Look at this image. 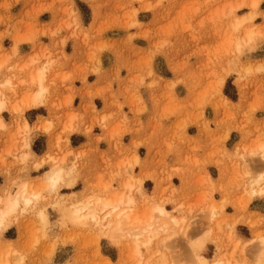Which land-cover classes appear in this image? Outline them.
Returning <instances> with one entry per match:
<instances>
[{"label": "rangeland", "instance_id": "1", "mask_svg": "<svg viewBox=\"0 0 264 264\" xmlns=\"http://www.w3.org/2000/svg\"><path fill=\"white\" fill-rule=\"evenodd\" d=\"M251 12H255L252 18L234 27ZM39 44L45 49L51 45L49 53L35 55V63L49 60L47 100L57 109L54 99L58 93L65 95L64 120L60 129L49 117L45 123L52 120L50 129L35 123L27 133L23 126L18 132L8 131L0 139L1 164L17 169L13 176L23 172L14 181L23 177L43 188V174L26 173L28 157L19 151L22 140L36 152L47 141L60 148V155L50 160L55 163L51 169L58 165L68 169L75 152L72 146L80 140L90 142L92 148L95 142L104 152L99 148L107 144L102 135L106 128L116 142L115 151L105 161L96 160L94 151L87 158L82 155L70 176L76 179L74 187L43 189L42 202L16 213L12 225L0 231V257L9 254L12 264L20 256L22 264H158L157 241L149 248L141 246L142 256H134L128 238L115 228L105 229L91 219L63 223L60 208L52 205L64 199L77 204L91 195H111L129 178L137 186L133 194L141 212L146 205L160 203L191 224L188 239L178 235L174 242L181 253L178 264L188 260L197 264L190 241H206L200 254L210 261L219 257L227 264H254L256 247L247 243L264 236V216L253 219L248 209L254 198L264 196L250 193L251 182L257 189L263 183L259 176L264 178V162L254 153L264 142V0H0V69L15 77L12 63L18 62L20 52ZM77 45L88 51L94 80L101 83L89 95L94 109L97 104L100 112L109 96L119 109L116 115L86 119L73 112L78 96L71 89L80 80L68 73V66L62 70L59 51H73ZM19 83L26 93L25 81ZM34 89L31 83V93ZM132 100L139 106L138 114H143L145 129L160 137L157 145L152 135L147 146L137 142L131 149L127 144ZM196 132L199 143L192 139ZM155 147H161V159L173 158L177 152L189 159L198 150L204 152L203 162L195 163L199 176L194 196L171 194L177 187L170 181V170L163 175L168 183L154 179L143 187L146 176L138 171L140 156L151 154L155 159ZM167 192L170 195L165 196ZM231 193L234 199L229 200L241 208L237 218L225 212L227 197L216 200ZM211 205L217 206L214 217L209 213ZM39 209L47 214L45 221ZM85 212L79 210L80 215Z\"/></svg>", "mask_w": 264, "mask_h": 264}, {"label": "bare ground", "instance_id": "2", "mask_svg": "<svg viewBox=\"0 0 264 264\" xmlns=\"http://www.w3.org/2000/svg\"><path fill=\"white\" fill-rule=\"evenodd\" d=\"M253 5H256V1ZM239 6H241V4L233 7L230 13H235V10ZM254 14L255 12L249 13L248 16L244 14L236 21L234 27L239 28L246 18H252ZM252 32L253 31H250V33ZM14 46L15 45H13V47ZM251 48L253 49V47ZM36 61V58H32L21 67L22 73L25 76L24 79L29 80L30 83H34L35 89L32 93L30 89H28L26 93L23 92L20 100L17 102L14 101V97H16L14 95L19 92L17 89L18 83H14L13 81L14 75L12 76L6 71L0 72V131H5L7 125L11 127L17 123L14 117H17V115L21 117L25 108L38 107L39 105L48 106L47 96L50 92L47 81V76L50 72L49 60L44 61L35 68L33 64H36ZM1 66L2 64H0V68ZM15 77H17V75H15ZM20 82L23 83L24 80ZM3 111H7L11 114L12 119L9 121L10 123L6 122L2 116ZM51 124L52 120H48L45 124V129H50L52 126ZM67 126L71 128V122ZM21 130L26 133L29 132L30 126L28 123L24 122V126ZM22 141V148H27V151H24L27 153H23V158L30 157L33 154L29 149L30 144L26 139ZM259 149L260 150L254 153H259L261 161L264 162V142L260 144ZM73 155V161L71 160L73 163L68 169L63 165H58L43 173V177H41L43 188L34 186L27 180H22L23 177L14 181L12 176H6L5 183L0 187V231L12 225L11 219L16 213L26 210L29 206H36L38 203L42 202L45 198L43 189L52 192L57 190L62 184H66L67 188L75 186L76 179L70 176H72V172H74L76 165H78L77 163L81 156L84 155L87 158V154L86 152L83 154L80 152H73ZM56 158L57 157L53 154L48 153V161ZM1 161L2 159L0 158V171L6 174L9 173V170L1 164ZM39 164L40 163H37V166H39ZM25 175L26 174H24V176ZM74 178H76V176ZM259 179H262L263 183L257 189L253 187L254 181L253 183L251 182V194L264 193V178L263 176H259ZM136 180L139 181L140 179L136 178ZM13 185H16V187L14 188ZM85 186L86 188L89 187L88 181ZM135 187H137L136 184L128 178L124 179L119 185V191H115L113 194L111 193V195H91L83 202L77 204L71 202L67 203L68 200L64 199L53 202L52 205L60 208L63 223H80L91 219L93 222L101 224L105 229L110 230L112 227L115 228L117 232L128 238L130 241V252L134 256H142L141 246L149 248L151 244L157 241V248L154 253H156L155 256L159 259L158 264H178L177 258L181 253H179L180 250L177 249V246H174V242L178 235L183 236L186 240L188 239L191 224L187 222L185 216L171 213L170 210L160 203L153 204L150 207L146 205V209L141 212L142 208L133 194ZM140 187L137 191L138 194L141 195L142 191ZM106 188L107 187H105L104 190H107ZM77 209L80 211L85 210L86 212L80 215ZM216 209L217 206L211 205V211L209 212L211 217L215 216ZM38 213L40 219L45 221L47 214L44 209H39ZM112 240L116 241L114 238ZM190 242L191 250L195 254L197 264H227V261L222 258L218 257L216 260L210 261L207 257L200 254L206 241ZM252 244L256 247L254 264H264V236L257 237L247 243V245ZM169 258L172 262L168 261ZM22 262L23 257L20 256L15 264H22ZM186 262L190 264L192 261L188 260ZM0 264H12L9 261V254H6L5 257H0Z\"/></svg>", "mask_w": 264, "mask_h": 264}, {"label": "crops", "instance_id": "3", "mask_svg": "<svg viewBox=\"0 0 264 264\" xmlns=\"http://www.w3.org/2000/svg\"><path fill=\"white\" fill-rule=\"evenodd\" d=\"M77 40L82 41L83 40L82 36H79ZM49 46L51 45H47L46 48L49 49L50 48ZM75 47L76 48L73 51L72 50L71 51H64V50L59 51V53L62 54V56L60 57V61L64 65V68L62 70H66L68 66V73L73 72L72 75L76 77L75 79L80 80V83L75 82L74 89H71V90L76 91L77 96H78V98L75 100L73 104L75 106V111L73 112L75 113L79 112L86 119H89L90 117H94V119L96 118L102 119L103 117H108L109 115L110 116L116 115L117 113H119L118 111L119 109L115 101L109 96H107L104 99L103 101L104 107L103 109L100 110V112H99L100 108L96 104V102L95 104H96L97 110L94 109L92 105L94 103V98H90L89 95L91 93H94V89L98 88V86H100L101 83L97 79L94 80V71L92 70L93 63L91 62V59L87 56L88 51L82 50L83 47L79 45ZM47 49H45L43 45L41 44L33 45L25 52H20V56L17 58L18 62L12 63L13 67H15L14 69H16L15 73L17 75V77H13V81L14 83L16 82L18 83L17 89L19 92L16 95H14L16 96L14 97V101L17 102L18 100H20V97L22 94L23 88H21L19 81L24 80L25 84L27 85V89H30V86H31L30 81L24 79L25 76L23 75L22 69H21L22 65L26 64L30 59L35 58V55H38L41 53H46V54L49 53ZM11 50H13V47L12 49H10V51ZM43 62L44 60H41V62L36 63V64L37 66H39ZM0 64H1V61H0ZM36 64H33V65H36ZM2 71H6L9 74V72L6 69H0V72ZM58 83H61V79H58ZM47 101L49 102V104H47L48 106L39 105L38 107L25 108L21 117L19 115H17V117H14L17 123L12 125L11 127L7 125L5 131H0V135H1L0 139L5 138V136L8 134V131L18 132L19 128L21 126H24L23 125L24 122H27L30 127L34 126L35 123L36 124L43 123V127H45V124H46L45 120L49 117L53 120L54 124L57 125L58 128L60 129L62 126L61 123L64 120L62 119L63 117L62 112H63V106H64V101H65V95H59L58 93L57 98L54 99V105L57 107V109L51 108L52 103L50 99H48ZM146 105L148 107L147 103ZM131 108L134 111H132V113L130 112L127 113L128 117L131 118L130 121L128 122V128L130 131V134H129L130 141L127 144H129V147L133 149L134 144H136L137 142H142L146 144L147 146L151 142L150 135H152V137L154 138L152 139V141H154L153 143L157 145V142L160 141V137L156 136V134H153L152 131L149 129V127L145 129V126L147 125L144 123L143 114H138L137 110H139L138 109L139 106L135 105L134 100L131 101ZM98 112H99V115H97ZM2 116L4 117L6 122H9L12 119L11 114L7 111H3ZM138 120L142 122V127L140 126V123H138L139 122ZM81 131H87V130L82 129ZM108 132L109 130L108 128H106L103 130V133H102V135L105 136V140H107L106 141L107 144L104 146V148L100 147L99 149H103L104 152H100L98 150L95 142H94V147L92 148V147H88V143L90 142L87 141L88 142L87 143L83 140H80L77 143L73 144L74 146L72 147L74 148L75 152H79V150L81 149L84 150L87 156L92 155V152L94 151L96 160L105 161L107 160V157L109 155L114 153L115 144H116L115 140L109 137ZM193 135L194 137H192V139L193 140L195 139L199 143L200 136L198 135V133L196 132ZM21 146L22 144L20 145V148H19L20 155L23 153H27V152H24V151H27V148L25 147L24 149H22ZM160 148L161 147H155L153 149L155 150V159L152 157L151 154H149L148 156L145 155L144 157L140 156V162L138 165V167L140 168L138 171H140L143 176H146L144 179L143 187H145L146 182H149V181L152 182L154 181V179L155 180L160 179L161 185L164 184V181L168 183L169 180L168 181L166 180L167 176L163 178V175L167 171L170 170L171 175H172V178L170 181L173 183L174 186L177 187L176 191H174L175 193L172 191L171 194L178 195L179 197L194 196V194L197 193V190H196V187H198L197 178L199 176V172H198V169L195 163L198 162V165H199L201 162H203L202 158H204V152L202 150H198L195 152L197 154H193L191 157H189V159H187L183 153H178V152L175 154L173 158L161 159L160 156H158ZM29 149L33 153V154L31 153L32 155L28 157L27 159L28 163L26 165V173L29 177L40 176L46 171L50 170L52 166H55V163L48 161L47 159L48 153H51L54 156L60 155L58 152L60 148L56 146L53 147L50 141L45 142L42 150H40L39 152H36L32 148V144H30ZM102 154L104 156H102ZM109 160L111 161V157ZM35 163H40V165L38 167H34ZM100 164L102 163L100 162ZM110 164L114 165V163H110ZM2 165L5 166L4 164ZM16 170L15 169L9 170V173L7 174L5 172L0 171V187L5 183L7 175L12 176L14 180L16 179L15 175L17 174L23 175V172H20L13 176ZM201 173L204 174L205 171H202ZM148 174L151 177H147ZM215 180H217V182L221 180L219 179V175L217 176ZM174 181H178L180 183L175 184ZM158 192H161L160 189L158 190ZM167 195H170V193L167 192L165 196ZM225 197H227V203L225 205V212L229 213L228 214L229 218L234 217V216L237 218L241 214V208L240 206L236 204V202L233 203V201L229 200V198L234 199L233 193L228 194V195L220 194V196H217L216 200L221 202V200ZM248 209L250 210L253 219L261 218L262 216H264V196L254 198L250 202Z\"/></svg>", "mask_w": 264, "mask_h": 264}]
</instances>
